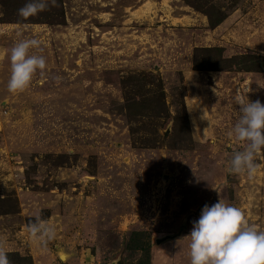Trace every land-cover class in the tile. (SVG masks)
<instances>
[{"label": "rangeland", "instance_id": "rangeland-1", "mask_svg": "<svg viewBox=\"0 0 264 264\" xmlns=\"http://www.w3.org/2000/svg\"><path fill=\"white\" fill-rule=\"evenodd\" d=\"M26 2L0 0L10 264H190L192 221L218 199L264 230V154L254 178L230 173L242 145L227 135L237 95L264 103V0H56L24 19ZM32 37L46 69L13 94L8 53ZM37 213L56 230L46 248Z\"/></svg>", "mask_w": 264, "mask_h": 264}, {"label": "clouds", "instance_id": "clouds-1", "mask_svg": "<svg viewBox=\"0 0 264 264\" xmlns=\"http://www.w3.org/2000/svg\"><path fill=\"white\" fill-rule=\"evenodd\" d=\"M55 3L56 0H27L18 9V15L27 19ZM41 45L40 39L32 37L19 39L10 48L9 92L15 94L25 90L33 75L46 69L45 57L31 51L40 50ZM246 93L235 97V104L240 106L238 118L227 135L242 145V150L232 153L228 171L251 179L257 172L258 157L264 154V103L259 99L250 100ZM28 231L44 248L56 238L55 227L44 221L39 213L30 221ZM186 237L189 238L190 264H264V230L249 224L238 207L220 199L211 205H203L199 218L192 221ZM64 259H67V254H64ZM0 264H10L2 245Z\"/></svg>", "mask_w": 264, "mask_h": 264}, {"label": "water", "instance_id": "water-1", "mask_svg": "<svg viewBox=\"0 0 264 264\" xmlns=\"http://www.w3.org/2000/svg\"><path fill=\"white\" fill-rule=\"evenodd\" d=\"M184 224H185V223H184ZM182 228H183V227H182ZM182 228H181L177 233H175V234H168V235H166V236H164V237H162V238H157L156 241H157L158 243H160V242H162V241H166V240H168V239L175 238V237H177L178 235L181 234V232H182ZM62 254H65V253H61V257H62ZM62 258H63V257H62Z\"/></svg>", "mask_w": 264, "mask_h": 264}, {"label": "bare ground", "instance_id": "bare-ground-1", "mask_svg": "<svg viewBox=\"0 0 264 264\" xmlns=\"http://www.w3.org/2000/svg\"><path fill=\"white\" fill-rule=\"evenodd\" d=\"M62 257L64 258V254H62Z\"/></svg>", "mask_w": 264, "mask_h": 264}]
</instances>
